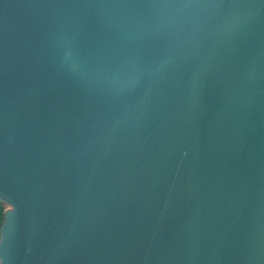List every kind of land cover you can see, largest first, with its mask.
I'll list each match as a JSON object with an SVG mask.
<instances>
[{
  "label": "water",
  "instance_id": "1",
  "mask_svg": "<svg viewBox=\"0 0 264 264\" xmlns=\"http://www.w3.org/2000/svg\"><path fill=\"white\" fill-rule=\"evenodd\" d=\"M0 264H264V0H0Z\"/></svg>",
  "mask_w": 264,
  "mask_h": 264
},
{
  "label": "trees",
  "instance_id": "2",
  "mask_svg": "<svg viewBox=\"0 0 264 264\" xmlns=\"http://www.w3.org/2000/svg\"><path fill=\"white\" fill-rule=\"evenodd\" d=\"M5 206L0 202V227L4 219Z\"/></svg>",
  "mask_w": 264,
  "mask_h": 264
},
{
  "label": "snow or ice",
  "instance_id": "3",
  "mask_svg": "<svg viewBox=\"0 0 264 264\" xmlns=\"http://www.w3.org/2000/svg\"><path fill=\"white\" fill-rule=\"evenodd\" d=\"M0 234H2V230H0ZM0 242H2V238H0Z\"/></svg>",
  "mask_w": 264,
  "mask_h": 264
}]
</instances>
